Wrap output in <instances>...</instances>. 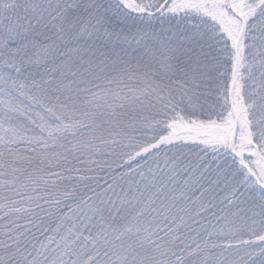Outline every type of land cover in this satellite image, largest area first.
Returning a JSON list of instances; mask_svg holds the SVG:
<instances>
[{"label":"snow or ice","instance_id":"obj_1","mask_svg":"<svg viewBox=\"0 0 264 264\" xmlns=\"http://www.w3.org/2000/svg\"><path fill=\"white\" fill-rule=\"evenodd\" d=\"M0 264H264V0H0Z\"/></svg>","mask_w":264,"mask_h":264}]
</instances>
